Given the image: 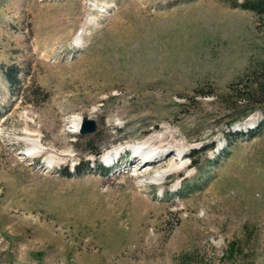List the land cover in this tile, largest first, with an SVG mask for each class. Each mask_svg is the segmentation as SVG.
Wrapping results in <instances>:
<instances>
[{
  "label": "rangeland",
  "instance_id": "rangeland-1",
  "mask_svg": "<svg viewBox=\"0 0 264 264\" xmlns=\"http://www.w3.org/2000/svg\"><path fill=\"white\" fill-rule=\"evenodd\" d=\"M261 65L227 0H0V264H264V104L231 92Z\"/></svg>",
  "mask_w": 264,
  "mask_h": 264
},
{
  "label": "trees",
  "instance_id": "trees-1",
  "mask_svg": "<svg viewBox=\"0 0 264 264\" xmlns=\"http://www.w3.org/2000/svg\"><path fill=\"white\" fill-rule=\"evenodd\" d=\"M227 1H229L235 8L250 10L256 14L257 18H264V0H244L242 2ZM4 71L9 77L11 86H13V83H16L15 78H17L19 69L16 66H10L5 68ZM248 79H250L249 83L248 81L244 85L243 83H240L242 85L241 87H237L238 85L232 86L231 92L235 94L237 100H247L248 102L255 103L257 106L264 104V65H261L259 68H254V70L248 75ZM255 108L256 107H251L249 111H252ZM231 244L233 248L235 243L231 242ZM232 248H230L231 251Z\"/></svg>",
  "mask_w": 264,
  "mask_h": 264
},
{
  "label": "bare ground",
  "instance_id": "bare-ground-1",
  "mask_svg": "<svg viewBox=\"0 0 264 264\" xmlns=\"http://www.w3.org/2000/svg\"><path fill=\"white\" fill-rule=\"evenodd\" d=\"M80 42H81V38L79 40H77V44ZM248 124H247L248 126L254 125V124H252L251 120H248ZM81 125H82V119L77 120L76 129L77 130L80 129V127H82ZM155 141H156V137H151V138L147 139L146 141H144L143 143L136 145V146H133V147L145 148L146 145L149 146V145L153 144ZM161 147L162 146L158 147L159 151H157L155 153L149 154V153H144V151H143V153H144L143 155L142 154L132 155L135 157L134 159H136V160H134V162L135 163L138 162L140 165H142L140 169H143V167H146V166H155L156 167L158 163L169 161L173 155V152H169L168 148L163 149ZM27 155H29V154H27ZM181 155H182L181 157H185V155L183 156V153H181ZM140 157H142V159L138 160ZM59 159H60V161H63V162L66 161L65 159H62V158H59ZM188 167H190V165L175 162V163H173V165L171 166L170 169H167L166 171H162V170L159 171L158 176L160 179H165L170 174H174L176 171L182 172L184 169H186ZM151 173H152V170L147 171L144 174L147 175V174H151Z\"/></svg>",
  "mask_w": 264,
  "mask_h": 264
},
{
  "label": "water",
  "instance_id": "water-1",
  "mask_svg": "<svg viewBox=\"0 0 264 264\" xmlns=\"http://www.w3.org/2000/svg\"><path fill=\"white\" fill-rule=\"evenodd\" d=\"M96 130V124L93 120H90L88 118H85L84 119V125L81 129V132L83 134H90V133H93L95 132Z\"/></svg>",
  "mask_w": 264,
  "mask_h": 264
}]
</instances>
